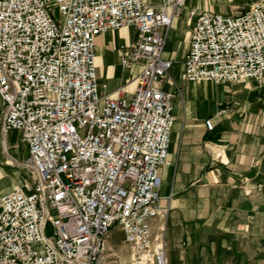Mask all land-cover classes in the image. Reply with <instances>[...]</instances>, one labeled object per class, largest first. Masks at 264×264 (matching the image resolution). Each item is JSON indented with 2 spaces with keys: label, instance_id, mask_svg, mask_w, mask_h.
I'll use <instances>...</instances> for the list:
<instances>
[{
  "label": "built area",
  "instance_id": "2783aa9c",
  "mask_svg": "<svg viewBox=\"0 0 264 264\" xmlns=\"http://www.w3.org/2000/svg\"><path fill=\"white\" fill-rule=\"evenodd\" d=\"M157 2L0 0L1 130L20 132L33 170L28 189L0 196V264H105L115 225L127 264H168L160 168L180 87L163 48L184 0ZM188 16L182 80L264 85V4ZM130 26L136 37L118 55L124 70L140 66L132 91L102 95L96 39ZM203 123L215 126L211 117Z\"/></svg>",
  "mask_w": 264,
  "mask_h": 264
},
{
  "label": "crops",
  "instance_id": "0c3cea01",
  "mask_svg": "<svg viewBox=\"0 0 264 264\" xmlns=\"http://www.w3.org/2000/svg\"><path fill=\"white\" fill-rule=\"evenodd\" d=\"M256 2L264 4V0H184L183 9L168 28L163 56L173 61L169 74L180 87V93L173 98L168 157L160 168V202L169 207L165 220L168 264H260V230L264 233V203H260L264 196V138L251 133V120L236 129L238 124L229 118L236 106L250 104L252 90L248 88L255 84L252 88L255 90L259 85L252 80L235 84L232 93L224 87L227 94L219 97L207 90V81L187 82L179 75L188 49L190 10L237 15ZM117 33L125 40L119 47L136 37L133 27L97 37L95 56L102 95H124L123 88L131 92L132 75L140 68L137 65L134 71L127 70L128 75L123 78L113 64L106 63L107 50L102 41L106 35L113 37ZM174 39L177 48L171 49ZM117 47L114 44L113 48ZM162 87L174 89L168 80ZM3 112L0 100V196L15 187L28 189L33 180L32 168L24 165L28 147L20 132L1 130ZM208 117L215 124L211 131L203 123Z\"/></svg>",
  "mask_w": 264,
  "mask_h": 264
},
{
  "label": "rangeland",
  "instance_id": "374dc122",
  "mask_svg": "<svg viewBox=\"0 0 264 264\" xmlns=\"http://www.w3.org/2000/svg\"><path fill=\"white\" fill-rule=\"evenodd\" d=\"M154 3H156L155 0ZM158 3V2H157ZM52 9V12L54 15H58L57 9L54 7V5L49 6ZM124 37L121 33H117L115 36H105L103 41H102V46L106 48L107 53H106V63L113 64L115 66V69L119 75H121L123 78H126L128 75V71H125L120 67L119 59L117 58L118 54V49L119 45L123 43ZM114 44H116L118 47L115 49L113 48ZM171 49H176L177 48V41L174 39L172 40L170 44ZM252 79H242L240 81L236 82H223V83H213V82H206L207 84V90L213 94V95H218L219 97L222 96L223 94H227V92L223 91L224 87H228L231 91V93L235 90L234 86L235 84H244L246 82H249ZM254 81V80H252ZM201 83L200 82H197ZM248 84V83H247ZM255 84L251 85L248 89H251L252 92L249 93L250 97V104L246 105L245 107H242L241 105H238L235 107L234 114L230 115L229 117L233 122L236 124V129L241 127L243 124L250 122L251 120V128L252 131L251 133L254 136H258L259 139L262 137L264 138V86H259L257 89H252ZM101 89V87H100ZM254 91V92H253ZM236 120V121H235ZM240 124V125H239ZM243 127H246L244 125ZM237 131V130H236ZM26 180V179H25ZM27 180L29 181V178L27 177ZM260 203H264V196L260 200ZM246 208H243L245 211ZM261 212V209L259 210ZM263 224V222H260V224ZM46 234L51 233V227L50 224L48 223L46 226L45 230ZM122 233L118 226H113L110 229V235H109V243L112 245V249H109V252H111V257L114 259L110 261V263L106 264H113L115 263V260H118L119 255H124L125 260L123 264H126V257H127V250L125 249L124 243H122ZM259 245H260V253H259V263L264 264V251L262 248H264V233L262 230H260V235H259ZM109 247V246H108ZM207 246H204L206 248ZM120 264V262H117Z\"/></svg>",
  "mask_w": 264,
  "mask_h": 264
},
{
  "label": "bare ground",
  "instance_id": "6f19581e",
  "mask_svg": "<svg viewBox=\"0 0 264 264\" xmlns=\"http://www.w3.org/2000/svg\"><path fill=\"white\" fill-rule=\"evenodd\" d=\"M175 19V18H174ZM174 19L172 20V22H171V24H170V26H169V29H170V27H171V25H172V23H173V21H174ZM124 28H132V27H124ZM169 32V31H168ZM167 36H168V34H167ZM166 41H167V38H166ZM166 41H165V44H164V48H163V53H164V50H165V46H166ZM95 61H96V64H97V54H96V56H95ZM98 65V64H97ZM134 66H137V64H133L131 67H130V69L128 70V71H134ZM139 66V65H138ZM140 67V66H139ZM99 85L100 86H102V83H101V81L99 82ZM123 91H124V93L125 94H130L131 92H128L127 90H125L124 88H123ZM110 94V93H109ZM172 127H173V123H172ZM108 239H109V236H108ZM107 239V241H106V251H105V253H104V258H105V264L106 263H110V261H112V260H114L111 256V252H109V249L111 250L112 249V245L111 244H108L109 243V240ZM123 243V242H122ZM109 246V247H108ZM128 257H126V259H127ZM124 260H125V256L124 255H119V257H118V260H115L114 262L115 263H113V264H118L117 262H120V264H123V262H124Z\"/></svg>",
  "mask_w": 264,
  "mask_h": 264
}]
</instances>
